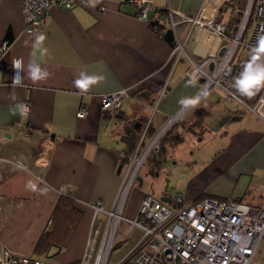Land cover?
<instances>
[{
  "label": "crops",
  "instance_id": "crops-1",
  "mask_svg": "<svg viewBox=\"0 0 264 264\" xmlns=\"http://www.w3.org/2000/svg\"><path fill=\"white\" fill-rule=\"evenodd\" d=\"M222 1L154 0V6L164 22L167 7L194 15L202 6L204 17L212 20ZM191 29L190 23L178 25L176 43H184ZM162 32L139 18L125 0L53 6L42 27L26 32L21 0H0V45L9 40L0 52V248L52 264L79 260L93 213L89 204L99 200L112 207L144 127L148 141L181 110L178 100L194 96L200 87V78L188 75L187 59L171 53ZM38 33L47 36L45 57L33 48ZM219 42V35L200 23L187 48L202 56L214 53ZM34 51L50 77L34 83L25 73L23 85L14 86L12 61L22 59L26 69ZM242 52L234 65L250 59L249 50ZM80 71L103 80L81 93L73 84ZM123 87L128 97L115 116L107 115L99 95ZM20 103L29 107L27 116L16 110ZM81 105L88 110L85 117L76 115ZM166 132L153 151L157 171L137 177L124 215L134 217L145 194L172 204L169 192H179L175 188L185 200L232 197L264 206V120L242 99L211 91L197 108L181 111ZM164 160H170L171 168L158 170ZM60 195L73 200L80 219L66 245L35 255Z\"/></svg>",
  "mask_w": 264,
  "mask_h": 264
},
{
  "label": "built area",
  "instance_id": "built-area-1",
  "mask_svg": "<svg viewBox=\"0 0 264 264\" xmlns=\"http://www.w3.org/2000/svg\"><path fill=\"white\" fill-rule=\"evenodd\" d=\"M85 0H21L24 31L33 32L43 26L44 20L53 6L72 8ZM136 8V15L148 23L161 20V12L154 6V0H126ZM253 0H249L242 20L237 27L231 22H214L208 28L220 37L214 53L196 55L187 45L192 38L191 29L184 43H176L171 53L180 55L184 52L188 61V75L201 78L196 95H202L212 87L221 86L229 96L241 100L233 87V55L238 45L251 50L256 44L257 36L264 33V0H255L253 24L242 39V32L250 18ZM202 7V6H201ZM201 7L194 15L169 7L165 8L167 22L174 35L178 25L190 23L195 28L200 24ZM104 11L105 7L100 5ZM151 12V15L148 13ZM194 28V29H195ZM225 43V52L216 58L219 47ZM9 45L5 39L0 45L3 52ZM186 47V48H185ZM188 50L189 54L186 53ZM197 60V61H196ZM1 63V62H0ZM243 65V61L238 62ZM212 64V68H210ZM1 67V64H0ZM127 87L113 92L102 93L100 109L109 116H115L122 102L128 97ZM245 103V102H244ZM246 107L264 120V91L253 104ZM27 106V105H26ZM181 110L172 114L166 122L146 141L143 151L137 157L147 127L143 129L132 160L127 166L121 184L111 208H106L101 201L89 204L93 213L85 248L78 264H251L258 244L264 237V206H256L236 198L205 197L199 200H185L179 195L172 197V204L166 203L151 194L143 195L137 214L134 217L124 215L129 190L136 179L138 167L149 152L155 150L170 125L177 119ZM88 110L78 107L76 115L85 117ZM137 157V158H136ZM99 214L105 218V226L101 234L94 228ZM122 222L128 224L126 234L135 228L141 230V236L131 247L115 261H110V254L115 245L116 232ZM95 241H98L93 253ZM0 264H52L31 255H17L7 247L0 248Z\"/></svg>",
  "mask_w": 264,
  "mask_h": 264
},
{
  "label": "clouds",
  "instance_id": "clouds-1",
  "mask_svg": "<svg viewBox=\"0 0 264 264\" xmlns=\"http://www.w3.org/2000/svg\"><path fill=\"white\" fill-rule=\"evenodd\" d=\"M47 36L44 33H38L35 35L33 48L38 50L41 57L48 55L49 50L44 47V42ZM12 67L15 70V75L12 78V84L14 86H22L25 78L27 77L34 83L46 81L50 77V72L47 68L41 66V64L35 58V51L33 52V58L29 61L27 68L25 69L22 59H16L12 61ZM103 80V76L89 75L86 71H80L77 78L74 79L73 84L76 89L81 93H87L92 86L100 83ZM233 87L241 97L253 98L262 89H264V33L257 36L256 44L250 50V59L243 65L242 71L235 78ZM201 96H185L178 100L181 111L187 109H195L200 105ZM16 110L22 116H27L30 109L23 103L17 104ZM27 187L35 191V185L29 183Z\"/></svg>",
  "mask_w": 264,
  "mask_h": 264
},
{
  "label": "rangeland",
  "instance_id": "rangeland-1",
  "mask_svg": "<svg viewBox=\"0 0 264 264\" xmlns=\"http://www.w3.org/2000/svg\"><path fill=\"white\" fill-rule=\"evenodd\" d=\"M249 0H224L221 2V4L219 5L217 11L215 12L213 21L214 22H228V21H232V22H236L235 24H237L236 26H234V28L237 30L238 25L240 24L244 11L246 9V5L248 4ZM255 10V4L252 5V9H251V13H250V18L248 21V32L246 35H248L252 24H253V13ZM239 22V24H238ZM195 26L192 27V30H194ZM246 37V36H245ZM245 37H243L242 39H245ZM225 45V43L223 42V46ZM222 47V46H221ZM217 50L216 52V58H220V54H219V50L220 48ZM246 52L247 50L244 49L243 45H238L237 48L235 49L234 55H233V63L234 61H237V57L240 54V52ZM186 53L189 54L188 50L185 49ZM242 52V53H243ZM177 53V52H176ZM181 55H183L184 58H186V55L184 52H181ZM197 61V60H196ZM188 62V61H187ZM202 83V81H201ZM200 83V86H201ZM215 92V90H220L223 91V88L221 86H215L210 88L209 90H207L205 93H203L201 95V97L209 92ZM168 130V129H167ZM165 134V133H164ZM147 135V134H146ZM163 136V135H162ZM146 140V136L144 137L143 141L145 142ZM167 141H165V150H169L168 145L166 144ZM159 145V144H158ZM164 146L162 149H164ZM159 148V146L153 150V151H157ZM143 151V147L142 145L140 146L138 153H137V157L140 155V153ZM149 152L150 155H147L146 158H144V160L141 162V164L138 167V172L136 174L137 177H143V179L145 177H147L146 172H148V175L151 177V175H153L154 171H157V167H156V157L158 156V154L156 152ZM169 152V151H168ZM186 151L181 152V154H184ZM148 153V154H149ZM167 155V154H166ZM136 157V158H137ZM169 162L170 160H164L162 167L158 168V170H163V169H167L168 167L171 168V166H169ZM172 164V161H171ZM134 180L132 186H137L138 185V179ZM168 182H165V185L167 186ZM147 185L146 180H144V186ZM132 188V187H131ZM175 191H179V192H169L170 195H176L175 193H178V195L180 194V196L182 195V191L179 190L178 188H175ZM156 194V193H155ZM131 193L129 194L130 197ZM153 195V194H152ZM126 212V211H125ZM124 212V213H125ZM105 218L102 214H99L98 217L96 218V221L94 223V228L99 229V234H101V232L103 231V228L105 226ZM128 229V224L125 222H122L119 229L116 232V238H115V245L111 251L110 254V261H115L116 259H118L119 257H121L133 244V242H135L140 236H141V230L135 228L131 233L126 234L125 231ZM98 241H95V245H94V249H93V253L96 249V245H97ZM85 248V241L83 243V249ZM251 264H264V237H262V239L260 240L256 253L254 255V258L252 260Z\"/></svg>",
  "mask_w": 264,
  "mask_h": 264
},
{
  "label": "trees",
  "instance_id": "trees-1",
  "mask_svg": "<svg viewBox=\"0 0 264 264\" xmlns=\"http://www.w3.org/2000/svg\"><path fill=\"white\" fill-rule=\"evenodd\" d=\"M254 2H255V0H253V4H254ZM160 12H162V11H160ZM247 21H249V20H247ZM228 22H231V24H234L235 26L237 25V24H235L236 22L235 23L232 21H228ZM238 24H239V22H238ZM150 25L159 31H163L162 32L163 37L169 41V43L172 45V47L176 44L174 33L171 30V28L169 27L167 21L164 22L162 20H158V21L150 22ZM248 28L249 27H248V22H247V25L245 26V28L242 32L241 38L246 36V34L248 32ZM243 65H244V63H243ZM243 65H239V63L234 65L233 75L235 77H237L239 75V70L241 69V67H243ZM234 91H235V94L240 99H242V101H244L247 104H253L260 95V92H259V93H257L256 96L249 99L246 97H241L239 95V93L236 92V90H234ZM147 131H148V129L146 130V132L144 134V137L146 136V138L150 136V134H148L149 132L147 133ZM166 133L167 132H165V134H163L158 146H160V144H161L163 138L165 137ZM144 143L145 142L143 141L141 143V145L143 146ZM148 155H150V153ZM80 216H81V210L76 208L73 200L68 196L60 195V197L58 198V200H57V202L53 208V211L51 213L50 224H49L48 228L46 230H44L41 233V235L39 236V238L35 244L33 253L35 255L40 256V255L46 254L51 247H55L56 249H60L64 245H66V243L70 239V237H71V235H72V233H73V231H74V229H75V227H76V225L80 219ZM78 261L79 260H76L72 264H78Z\"/></svg>",
  "mask_w": 264,
  "mask_h": 264
},
{
  "label": "bare ground",
  "instance_id": "bare-ground-1",
  "mask_svg": "<svg viewBox=\"0 0 264 264\" xmlns=\"http://www.w3.org/2000/svg\"><path fill=\"white\" fill-rule=\"evenodd\" d=\"M200 13H201V14H200V21H199V22L204 26L205 29H209L208 26H207V24H208L211 20H209V19H207V18L204 17V13H205V12H204V8H203V7H201V11H200ZM185 48H186V47H185Z\"/></svg>",
  "mask_w": 264,
  "mask_h": 264
},
{
  "label": "water",
  "instance_id": "water-1",
  "mask_svg": "<svg viewBox=\"0 0 264 264\" xmlns=\"http://www.w3.org/2000/svg\"><path fill=\"white\" fill-rule=\"evenodd\" d=\"M246 7H247V5H246ZM225 49H226V47H225V46H222V47L220 48V50H219V54L222 55V54L225 52ZM210 68H212V64H210ZM200 80L203 81L204 78L201 77ZM139 183H140V181H139Z\"/></svg>",
  "mask_w": 264,
  "mask_h": 264
}]
</instances>
